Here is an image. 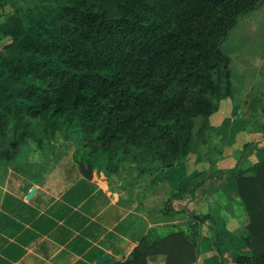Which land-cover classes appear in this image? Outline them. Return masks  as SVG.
<instances>
[{"label": "trees", "instance_id": "16d2710c", "mask_svg": "<svg viewBox=\"0 0 264 264\" xmlns=\"http://www.w3.org/2000/svg\"><path fill=\"white\" fill-rule=\"evenodd\" d=\"M15 0H0V7ZM264 0H40L0 20V160L27 138L34 121L65 140L78 137L84 163L115 173L170 171L201 137L206 118L231 95L230 57L220 44L240 15ZM201 118L195 129V118ZM231 173L230 171H227ZM218 175H228V173ZM233 173V172H232ZM247 222L236 264H264V159L234 171ZM211 173L210 176H218ZM206 174L174 185L159 209L181 211ZM150 227L123 260L107 264H192L200 224Z\"/></svg>", "mask_w": 264, "mask_h": 264}, {"label": "crops", "instance_id": "0c3cea01", "mask_svg": "<svg viewBox=\"0 0 264 264\" xmlns=\"http://www.w3.org/2000/svg\"><path fill=\"white\" fill-rule=\"evenodd\" d=\"M244 70L243 81L242 74L234 81L231 72V95L220 99L206 118L202 138L193 134L187 156L168 173L141 174L140 189L117 176L118 171L111 182L81 172L73 178L54 172L45 184H34L22 195L12 191L11 177L0 180V264H95L105 252L110 256L101 264L123 260L150 227L186 226L199 214L205 218L192 264H236V254L246 250L240 235L247 214L240 206L235 173L227 171L246 170L264 159V149L255 145L258 139L250 138L264 112L249 97L252 73L247 64ZM212 172L228 175L210 176ZM199 173L206 176L193 194L185 195L181 211H159L177 182ZM147 262L164 264V256H150Z\"/></svg>", "mask_w": 264, "mask_h": 264}, {"label": "rangeland", "instance_id": "374dc122", "mask_svg": "<svg viewBox=\"0 0 264 264\" xmlns=\"http://www.w3.org/2000/svg\"><path fill=\"white\" fill-rule=\"evenodd\" d=\"M38 4H40V0H15L12 4L0 7V20L14 9L25 11ZM220 48L231 59L230 70L234 81L240 74H242L243 81L244 67L247 64L249 68L247 73L250 71L252 73L250 84H253L249 97L254 98L256 103H261V111L264 112V3L238 17L236 24L229 29L227 37L220 44ZM259 120V125H256L257 131L253 132L255 134L254 136L250 135V138H257L255 145L259 150H262L264 149V115ZM194 122L197 130L201 119L195 118ZM33 132L40 138L41 144L29 137L23 142L20 149L14 151L12 159L0 160V180L7 176L11 177L12 191L22 195L34 184H45L46 176L54 172L57 174L65 172L72 178L75 177L74 175H81L79 163L84 165L86 163L80 160L79 154L76 153L80 145L78 137L73 136L65 140L59 132L52 135L44 122L38 120L34 121ZM194 133L196 134V131ZM4 146L5 144L0 142V148ZM174 165L175 163L172 168ZM120 167L121 171H119ZM138 169L139 166L136 161L125 160L119 163L117 171L120 174L117 173V176L120 175L124 181L128 180L132 184H139L137 187L140 189L142 186L141 174L152 170L156 171V175L159 174L158 169L154 167L142 173H138L136 171ZM235 169H232L231 173H234ZM116 172L106 173L104 167L92 166V176L96 180L111 182L112 175H116ZM0 190H4L3 187L0 186ZM173 226L177 225L174 224Z\"/></svg>", "mask_w": 264, "mask_h": 264}, {"label": "water", "instance_id": "95a60500", "mask_svg": "<svg viewBox=\"0 0 264 264\" xmlns=\"http://www.w3.org/2000/svg\"><path fill=\"white\" fill-rule=\"evenodd\" d=\"M79 170L80 172L83 174L84 177L91 179L92 178V164L91 163H87L86 165L82 164L81 162L79 163ZM35 186H33L26 194V198H30V196L33 194V192L35 191ZM109 253L105 252L104 254H102L101 256H99L95 262V264H101L103 263L105 260H107L109 258Z\"/></svg>", "mask_w": 264, "mask_h": 264}]
</instances>
